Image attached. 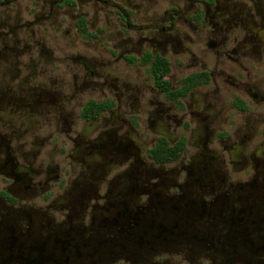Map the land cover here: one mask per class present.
Segmentation results:
<instances>
[{
    "label": "flooded vegetation",
    "instance_id": "1",
    "mask_svg": "<svg viewBox=\"0 0 264 264\" xmlns=\"http://www.w3.org/2000/svg\"><path fill=\"white\" fill-rule=\"evenodd\" d=\"M0 264H264V0H0Z\"/></svg>",
    "mask_w": 264,
    "mask_h": 264
}]
</instances>
